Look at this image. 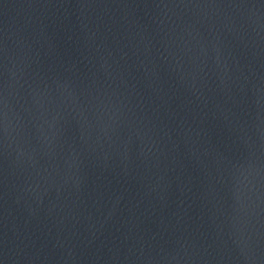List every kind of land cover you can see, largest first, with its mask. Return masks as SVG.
I'll return each mask as SVG.
<instances>
[{"label":"water","instance_id":"obj_1","mask_svg":"<svg viewBox=\"0 0 264 264\" xmlns=\"http://www.w3.org/2000/svg\"><path fill=\"white\" fill-rule=\"evenodd\" d=\"M0 264H264V0H0Z\"/></svg>","mask_w":264,"mask_h":264}]
</instances>
